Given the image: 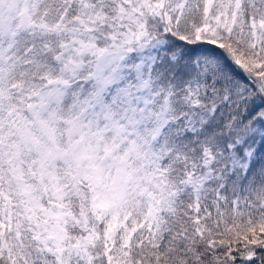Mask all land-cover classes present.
I'll use <instances>...</instances> for the list:
<instances>
[{
  "label": "snow or ice",
  "instance_id": "1",
  "mask_svg": "<svg viewBox=\"0 0 264 264\" xmlns=\"http://www.w3.org/2000/svg\"><path fill=\"white\" fill-rule=\"evenodd\" d=\"M0 264H264V0H0Z\"/></svg>",
  "mask_w": 264,
  "mask_h": 264
}]
</instances>
